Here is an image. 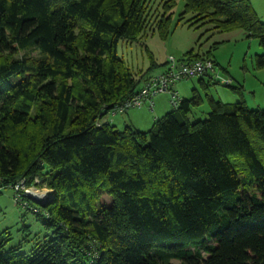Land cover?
Masks as SVG:
<instances>
[{
    "label": "trees",
    "instance_id": "1",
    "mask_svg": "<svg viewBox=\"0 0 264 264\" xmlns=\"http://www.w3.org/2000/svg\"><path fill=\"white\" fill-rule=\"evenodd\" d=\"M177 3L152 16L150 0H0V196L13 188L49 230L28 252L0 236V264H264V109L210 97L192 122L194 89L150 130L97 125L161 65L129 64L119 42L168 37ZM188 13L264 48L252 0H185ZM35 177L54 190L46 205L18 197Z\"/></svg>",
    "mask_w": 264,
    "mask_h": 264
},
{
    "label": "rangeland",
    "instance_id": "2",
    "mask_svg": "<svg viewBox=\"0 0 264 264\" xmlns=\"http://www.w3.org/2000/svg\"><path fill=\"white\" fill-rule=\"evenodd\" d=\"M162 2L163 0H150L152 16L155 14L157 16L161 12ZM184 9L185 0H178L171 21L172 31L168 37L162 36L158 27L154 26L155 30H153L151 26L148 29V35L144 34L140 42L132 43L122 39L118 44L119 56L135 67L147 68L151 60H155L161 64L149 72V74H155L164 68L163 63L170 55L186 59L187 53L191 50L203 55L210 53L217 63L215 71L182 80L177 84V89L183 98L193 97L194 88H197L196 91L202 98L199 105L192 107L189 115L192 122L209 117L210 97L228 104L244 100L250 108L264 109V67L257 66V56L264 53V48L258 38L249 37L243 29L220 31L213 29L211 24L191 25L189 21L191 13L181 19ZM217 72L222 77L232 78L233 84L230 86L226 85L223 80L212 79L213 82L205 88L200 78L203 77L206 84H209ZM169 106L172 107L171 104ZM138 110L131 109L127 113L119 114L111 123L123 129L126 125L132 126L131 117L136 116L140 118L137 119L140 126L135 128L147 131L154 127L157 119L166 114L160 115L159 108L152 113L146 109ZM14 196L13 188L2 189L0 236H10L9 246L22 245V249L28 252L33 248L36 239L43 238L49 230L43 224V219L37 218L32 213L24 215V210L16 204ZM111 201L112 198L105 195L99 203L109 205ZM26 225L31 226V233L24 229Z\"/></svg>",
    "mask_w": 264,
    "mask_h": 264
},
{
    "label": "built area",
    "instance_id": "3",
    "mask_svg": "<svg viewBox=\"0 0 264 264\" xmlns=\"http://www.w3.org/2000/svg\"><path fill=\"white\" fill-rule=\"evenodd\" d=\"M216 69L214 59L206 57L195 60H182L174 55L168 57L166 69L162 72L152 75L141 85L139 90L130 98L121 103H116L107 109H104L105 116L100 117L97 121L98 126H102L106 122L111 123L115 116L127 113L131 109H143L148 107L155 109V97L157 95L169 94V101L172 108L180 107L183 97L180 95L176 84L182 80H187L196 76L209 74ZM217 81L223 80L226 85H232L233 79L230 77H222L220 73L215 74ZM109 116V118L107 117ZM40 178L35 177L33 184L29 185L27 179L19 181L15 188L19 192V196H26L35 202L46 205L53 196L54 190L46 186H39ZM43 189V190H40ZM27 204V202H25Z\"/></svg>",
    "mask_w": 264,
    "mask_h": 264
},
{
    "label": "crops",
    "instance_id": "4",
    "mask_svg": "<svg viewBox=\"0 0 264 264\" xmlns=\"http://www.w3.org/2000/svg\"><path fill=\"white\" fill-rule=\"evenodd\" d=\"M252 3H253V6H254L255 10L259 14L260 18L264 21V0H252ZM165 62H166V60H165ZM166 66L167 65H164V68L160 72H162L163 70H165L166 69ZM160 72H158V73H160ZM158 73H155V74H158ZM155 74H150L149 76H152V75H155ZM200 82L206 88V80L203 77L200 78ZM142 84H143V82H142ZM177 84H176V88H177ZM194 89H197V88H194ZM166 94L167 93L160 94V95H157L155 97V109L154 110H151L148 107H145L143 109H139L138 111H141V110H145L146 109L147 111H149L150 113H152L153 111L155 112L156 108H159L160 115L163 114V113H168L169 111L172 110L171 109L172 107L169 106L170 105L169 95L168 94L166 95ZM132 117H134V118H132ZM132 117H131L132 126L135 125L134 127H139L140 126V122L137 119H140V118H137L136 116H132Z\"/></svg>",
    "mask_w": 264,
    "mask_h": 264
}]
</instances>
